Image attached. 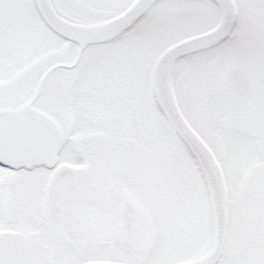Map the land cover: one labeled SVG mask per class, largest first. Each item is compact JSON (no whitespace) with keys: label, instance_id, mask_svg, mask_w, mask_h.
Here are the masks:
<instances>
[{"label":"snow or ice","instance_id":"1","mask_svg":"<svg viewBox=\"0 0 264 264\" xmlns=\"http://www.w3.org/2000/svg\"><path fill=\"white\" fill-rule=\"evenodd\" d=\"M0 264H264V0H0Z\"/></svg>","mask_w":264,"mask_h":264}]
</instances>
